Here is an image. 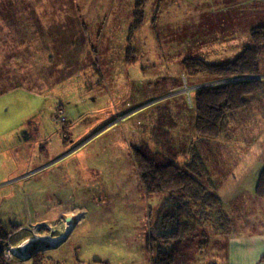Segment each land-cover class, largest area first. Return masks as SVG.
I'll return each mask as SVG.
<instances>
[{
  "label": "rangeland",
  "instance_id": "obj_1",
  "mask_svg": "<svg viewBox=\"0 0 264 264\" xmlns=\"http://www.w3.org/2000/svg\"><path fill=\"white\" fill-rule=\"evenodd\" d=\"M137 1L59 0L58 25L9 26L17 30L0 34V52H8L0 66L16 68L15 74L0 72L8 77L0 80V134L14 128L12 115L17 123L30 119L24 144L0 151V219L24 224L4 245L22 228L58 236L70 211L81 209L80 222L61 243L10 260L30 264L33 253L49 251L56 261L77 251L84 264H150V233L168 232L175 218L162 206L163 196L144 192L126 161L129 146L147 142L157 149L152 128L161 114L175 161L202 149L210 181H218L264 131L262 94L230 123L243 132L240 146L232 137L222 139L221 148L194 139L189 150L195 117L190 93L208 84H187L181 64L186 57L237 56L250 44L249 30L264 26V0H147L145 25L129 42ZM175 83L182 86L169 88ZM248 198L236 194L235 213H229L240 221L241 235L264 231V208ZM199 246L192 255L183 250L177 261L212 264L222 257Z\"/></svg>",
  "mask_w": 264,
  "mask_h": 264
},
{
  "label": "trees",
  "instance_id": "obj_2",
  "mask_svg": "<svg viewBox=\"0 0 264 264\" xmlns=\"http://www.w3.org/2000/svg\"><path fill=\"white\" fill-rule=\"evenodd\" d=\"M146 2L147 0H138L135 3L133 21L127 37L129 42L134 33L145 25ZM249 32L250 44L243 47L232 59L220 61L186 57L181 61L187 84L196 85L197 81L201 82L197 83L199 85L208 84L190 93L195 117L189 150L190 145L195 142L194 139H197L201 147H209L214 143L221 148V139H225L224 135L230 123L239 113L250 108L252 100L264 94V80L258 78L264 75L261 63L264 53V26L253 27ZM126 49L127 52L131 50L129 46ZM181 86L182 84L175 83L169 88L177 89ZM161 117L163 115L160 114L152 128L151 139L157 149L142 142L130 145L126 153V161L134 167L146 195L163 196L162 206L171 218H175L174 227L168 232L161 233L156 228V234L150 233L146 247L150 254V264H189L190 259H184L188 262L183 263L182 259L177 261V256H183V250L187 249H191V255L197 253L200 249L199 243L201 247L209 245L213 249L212 254L221 256L222 247L219 244L227 242V238L241 235L238 228L240 221L237 222L238 219L229 216V213H235L231 207L236 200L229 204L221 201L217 187L210 181L206 158L201 157L200 149L199 154H193V150L191 155L187 153L189 156L184 162L175 161L177 152L173 151V141L169 137L168 129L160 123ZM204 153L206 156V152ZM255 196L256 199H264V169L259 175ZM77 210L81 211L74 208L66 217ZM23 226V223L0 219V264H25L8 259L3 250L8 236ZM67 244L69 243L66 242ZM50 253L35 252L27 262L84 264L77 251L72 252V260L66 257L54 261ZM260 262H264V255ZM87 264L103 263L93 260Z\"/></svg>",
  "mask_w": 264,
  "mask_h": 264
},
{
  "label": "crops",
  "instance_id": "obj_3",
  "mask_svg": "<svg viewBox=\"0 0 264 264\" xmlns=\"http://www.w3.org/2000/svg\"><path fill=\"white\" fill-rule=\"evenodd\" d=\"M58 1L59 0H0V34H9L17 30L9 26H23L21 30H27V26L32 25H58L61 19L60 12H58L60 10ZM7 54L8 52H0V58L6 57ZM15 71L16 68L14 63H9V66H0V72H12L15 74ZM5 76L6 75L3 76L0 74V80L5 82L8 78ZM15 118L16 124H14V128L10 129L4 135L0 134V151L9 146L24 144L23 137L25 136V127L30 126V119L17 123L16 114L11 116V120H15ZM242 133L243 132L239 129L229 128L224 137L225 140L232 137L233 141L230 142L234 145L236 142L234 141L235 139L240 146L243 140ZM200 151H202V149H200ZM228 156H230V154H228ZM201 157L206 158L204 152L201 153ZM263 169L264 131L258 134L254 140L252 137L248 141V148L241 158L237 159L232 164L225 175L219 177L218 181H212V183L217 187V194L225 204L231 203L236 194H241V192H243L249 197L248 200H255L258 202V206L264 208V201L261 203L260 201H262V199H256L255 196L257 181ZM160 215L159 213L158 216ZM240 236L241 237H232L225 242V245L222 246V252L220 253L222 257L214 260V264H219L220 261L224 264L226 260L228 264H264V262H260V258L264 255V231Z\"/></svg>",
  "mask_w": 264,
  "mask_h": 264
},
{
  "label": "bare ground",
  "instance_id": "obj_4",
  "mask_svg": "<svg viewBox=\"0 0 264 264\" xmlns=\"http://www.w3.org/2000/svg\"><path fill=\"white\" fill-rule=\"evenodd\" d=\"M80 214V211H75L72 213V216L66 217V220H63L61 224L63 231L60 232L58 236L31 234L28 228H22L19 232L12 235L10 242L4 245L6 257L9 259L27 258L28 254L23 255L18 252V249L22 248L26 243H29L31 248H36L38 250L43 246V248H48L58 245L69 235L73 228L76 227L78 222H80Z\"/></svg>",
  "mask_w": 264,
  "mask_h": 264
},
{
  "label": "water",
  "instance_id": "obj_5",
  "mask_svg": "<svg viewBox=\"0 0 264 264\" xmlns=\"http://www.w3.org/2000/svg\"><path fill=\"white\" fill-rule=\"evenodd\" d=\"M30 244L29 243H26L24 244V246L20 249H18V252L25 255V254H29V249H30Z\"/></svg>",
  "mask_w": 264,
  "mask_h": 264
}]
</instances>
